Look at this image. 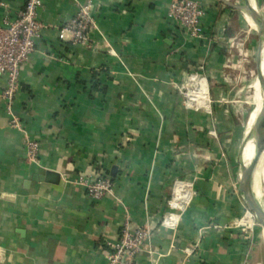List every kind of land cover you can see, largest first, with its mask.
I'll return each instance as SVG.
<instances>
[{"label":"crops","instance_id":"1","mask_svg":"<svg viewBox=\"0 0 264 264\" xmlns=\"http://www.w3.org/2000/svg\"><path fill=\"white\" fill-rule=\"evenodd\" d=\"M0 1L12 16L24 4ZM86 1L44 0L48 28L22 65L13 106L23 130L0 102V264H105L126 220L151 229L137 264H179L186 252L190 264H264V235L240 223L236 164L250 126L237 144L228 109L246 101L238 85L255 47L241 38L246 15L228 4L240 0H201L206 39L171 22V0H94L92 48L58 36ZM192 76L205 99L188 106ZM26 134L41 143L38 163L26 159ZM48 170L57 181L39 177ZM102 173L114 191L91 199L77 176ZM259 174L264 185L261 165ZM177 180L197 193L171 227L163 220Z\"/></svg>","mask_w":264,"mask_h":264},{"label":"built area","instance_id":"2","mask_svg":"<svg viewBox=\"0 0 264 264\" xmlns=\"http://www.w3.org/2000/svg\"><path fill=\"white\" fill-rule=\"evenodd\" d=\"M43 4L44 0H24L23 6L14 16L6 10L4 13H0V81L3 80L0 83V102L4 104L11 117V125L21 130H23L22 123L15 114L13 106L20 88L22 65L29 60L30 55L36 49L37 40L48 28V25L39 18ZM0 7L7 8V2L0 1ZM93 7L94 0H87L85 3L79 4L77 13L60 26L59 38L68 40L74 45L92 48L94 43L91 32L97 26ZM204 15L205 9L201 0H171L168 9L171 22L189 38H207L203 24ZM200 69H203V65L200 66ZM196 75L198 76L197 73ZM186 84L183 86L184 95L187 105L191 106L189 102L193 98L189 95ZM24 146L27 161L38 163L41 152L40 141L26 134ZM77 181L85 187L87 195L94 200L104 198L107 194L112 193L115 188L113 179L104 174H100L94 180L79 175ZM180 184H184L185 189L179 187ZM196 193L193 182L175 181L168 200L169 211L164 215L163 223L171 227L177 226L182 212L192 202ZM248 214L253 215L251 212ZM253 224L254 220L251 218L249 225L253 226ZM150 236V227L141 225L132 229L126 220L118 240L111 245V249L105 255V264H137V255ZM190 256L191 252H186L179 264H190Z\"/></svg>","mask_w":264,"mask_h":264},{"label":"water","instance_id":"3","mask_svg":"<svg viewBox=\"0 0 264 264\" xmlns=\"http://www.w3.org/2000/svg\"><path fill=\"white\" fill-rule=\"evenodd\" d=\"M228 3V2H227ZM229 5L240 9V11L248 13L258 24V31L260 38L264 36V18L260 14L259 10L254 7L249 0H242L241 4H232ZM263 40L260 39L259 50L257 55V70H258V79L262 90L264 91V72L261 71V53H262ZM253 138L254 140V157L249 163H245L243 155L246 148L248 139ZM264 155V104L255 118L253 124L249 128L247 136L241 146L239 153V160L241 166L238 171V182L240 190L243 193V196L247 202L248 207L255 213L258 222L263 226L264 229V209L260 206L256 200L254 191H253V179L256 167ZM59 173L53 170H48L44 175H39L40 178L57 181L59 178Z\"/></svg>","mask_w":264,"mask_h":264},{"label":"rangeland","instance_id":"4","mask_svg":"<svg viewBox=\"0 0 264 264\" xmlns=\"http://www.w3.org/2000/svg\"><path fill=\"white\" fill-rule=\"evenodd\" d=\"M254 1H255L256 8L259 10L260 14L264 18V0H261L260 2L258 0H254ZM241 3H242V0H240V4ZM242 14H243V16H245V12H243ZM241 33L244 34L243 37H241V38L246 39L247 45L250 43L251 44L253 43L255 45V47H254V53H253V55L251 54V56L249 57V63H247L248 67L252 70V72L249 73V75H243V73H242L241 74L242 76L240 77V83L238 85V87H239L238 99L239 100L240 99L246 100L245 101L246 103L244 101L243 102L239 101V103L236 104L235 106H231V108H228L229 106L227 107L228 109H233L236 112V115L238 117V120L235 122L238 123L237 125H240L239 128L237 127L234 120H231V122H230V125L232 126L233 133H235L236 139H238L237 144L238 143L240 144L242 142V140L245 136V133L248 130L249 122H250L249 119L247 120L245 118L246 117V115H245L246 110H244V107H243L244 104H247V106H248L247 110L249 111V113L253 114L254 109L256 107L255 105H257L256 103L257 102L261 103L262 101H264V91L262 90L259 82H258V87H257L258 90L256 88V83H257V81H259L257 64H256L257 63L256 62L257 46H258V42L260 39L264 40V36L260 38L259 33H258V27H256V28L252 27L245 19H244V28H243V31ZM261 69L263 70L262 72H264V51H263ZM201 108H205V110H208L209 107H201ZM236 147L237 146L235 145V148ZM240 164L241 163L236 164L237 168L239 167ZM262 169H263V177H264V158H263ZM241 194L243 196V193H241ZM245 204H246L245 205L246 209H245L243 216L240 219L241 226L250 227L249 220L252 218L254 220V224L250 228L254 227L255 231H256V229H258L264 235L263 226L258 222L255 213L248 207L246 200H245ZM248 212H251L253 215L248 214Z\"/></svg>","mask_w":264,"mask_h":264},{"label":"bare ground","instance_id":"5","mask_svg":"<svg viewBox=\"0 0 264 264\" xmlns=\"http://www.w3.org/2000/svg\"><path fill=\"white\" fill-rule=\"evenodd\" d=\"M251 4L256 7L255 5V1L254 0H250ZM246 15V18L248 19L249 21V24L256 28L258 27V24L257 22L248 14V13H245ZM263 51H264V43H263V50H262V58H263ZM262 64V62H261ZM261 71H263L261 69ZM197 77H191V79L187 82V87L189 89V95L191 96V98H193L192 100H190L189 103H194L195 105L196 104H200L201 102L204 101L205 99V95L204 93H202V89H203V84L202 82H200L198 79L196 80ZM196 80V81H194ZM258 82L256 83V88L258 87ZM258 90V88H257ZM257 105H255V109H254V112H253V115H252V118L250 119V122H249V126L251 127V125L253 124L255 118L257 117V115L259 114L263 104H264V101H262L261 103L257 102L256 103ZM254 157V140L253 138H250L248 139V142L246 144V148H245V151H244V155H243V158H244V161L245 163H249ZM260 165H261V169L263 167V160L259 161L257 167H256V170H255V173H254V179H253V191H254V194H255V197H256V200L258 201V203L260 204V206L264 209V185L261 181V178H260V174H259V168H260ZM262 172H263V169H262ZM184 184H180L179 187H183L184 188ZM185 189V188H184ZM187 189V188H186Z\"/></svg>","mask_w":264,"mask_h":264},{"label":"trees","instance_id":"6","mask_svg":"<svg viewBox=\"0 0 264 264\" xmlns=\"http://www.w3.org/2000/svg\"><path fill=\"white\" fill-rule=\"evenodd\" d=\"M101 175H103V173ZM104 175H107V174H104Z\"/></svg>","mask_w":264,"mask_h":264}]
</instances>
